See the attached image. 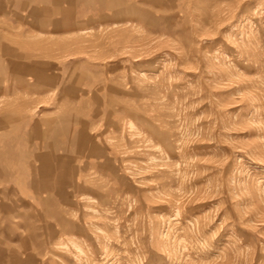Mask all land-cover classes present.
Here are the masks:
<instances>
[{
	"label": "rangeland",
	"instance_id": "374dc122",
	"mask_svg": "<svg viewBox=\"0 0 264 264\" xmlns=\"http://www.w3.org/2000/svg\"><path fill=\"white\" fill-rule=\"evenodd\" d=\"M0 264H264V0H0Z\"/></svg>",
	"mask_w": 264,
	"mask_h": 264
}]
</instances>
